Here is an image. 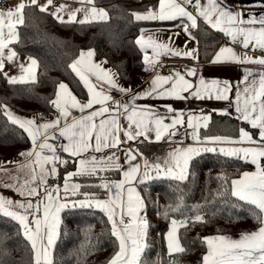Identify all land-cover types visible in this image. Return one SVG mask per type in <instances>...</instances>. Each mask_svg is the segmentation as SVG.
<instances>
[{
    "label": "snow or ice",
    "instance_id": "1",
    "mask_svg": "<svg viewBox=\"0 0 264 264\" xmlns=\"http://www.w3.org/2000/svg\"><path fill=\"white\" fill-rule=\"evenodd\" d=\"M92 4L93 0H87ZM52 4V0H47V4L40 5L38 0H20L12 9L0 10V72H3L4 61L12 62L17 53L8 46L17 38V25H23L25 22L24 10L26 7L35 6L41 12L47 11ZM186 5L192 6L196 15L187 11ZM65 5H60L56 12L51 13L61 23L78 22L88 23L92 19L105 20L107 13L103 9L92 7L84 9L85 16L77 21L76 13L81 11L77 9L69 13V20L64 21L59 15L65 9ZM90 13V15H89ZM137 20H177L183 18L189 23H183V31L189 32V28H197V21L202 18L205 23L213 29L230 37L233 43H238L244 49L261 50L264 52V14L256 16L254 14L245 16L243 10L234 11L225 4V0H159V11L149 10L147 14L134 13ZM258 25V27H257ZM6 30V31H5ZM191 39V34L189 33ZM144 54V63L151 70H155V64L158 62L155 57L165 54L172 56L190 57L196 59L195 50H176L168 43L159 42L151 35L145 37L143 30L141 36L136 40ZM8 48V54L5 55V49ZM148 49L152 50V57L148 55ZM94 51H81L80 57L71 65V70L76 74L83 86L87 89L88 99L81 102L70 91L65 83H58V91L55 99L50 103L59 113L55 120L47 121L43 124H37L36 120L24 119L14 115L6 107L4 114L14 125H19L31 138L33 150L21 153L26 157L35 156L34 164L39 166L41 176L37 180L33 177V183L37 187L30 188L27 192L29 197L40 196L39 188L46 184L45 175L56 177L58 175L57 164H67V160H62L58 154V149L67 153L70 157H76L79 165L75 172L67 173L64 182V198L68 195L69 181L73 176L96 177L101 180L98 187L105 189L109 194V199H90L94 194L85 193L86 200L81 201L80 206L95 207L101 209L107 215L111 223L112 235L119 241V251L110 261V264H139L140 254L147 246L145 238L147 235L148 221L139 213L144 207V202L134 187H125L131 185L135 177L139 174L140 165L133 164L139 153L138 149H125V158L128 163V170L123 171L124 179L121 181H108L105 177H100V172L122 171V165L119 163L118 153L109 154L105 149H118L122 143L137 140L143 136L145 140L151 141L149 133L155 134V140L160 141L167 136L169 141L177 137L179 127L186 125L191 129V138L198 144L218 143L228 145H241L240 147H221L220 153L226 156H235L242 158L245 162L255 165V171L243 172L239 179L231 181V195L237 197L258 210L257 220L260 224L257 230L242 233L238 239L226 235H216L205 238L207 244V254L203 257V264H264V70L254 72L251 69H245L241 83L235 86V100L231 101L229 94L233 92L234 86L228 81L217 79L207 80L199 75V69L191 68L185 73L176 71L168 76L157 74L151 81V86L143 93L132 96L127 102H118L111 95L112 89L121 93H128L131 90L120 86L115 74L110 69H104L101 63L93 61ZM235 62L238 64H254L262 66L264 69V55L259 57L249 56L247 54L239 56L229 47H222L215 55L212 63ZM37 61L31 59V65L22 69L21 76L6 77L8 83H28L35 82L34 70ZM146 70H149L146 68ZM186 77H195L196 80H189ZM104 85L108 87L105 88ZM168 87H165V86ZM187 94V95H185ZM155 96L157 98H170L176 100H186L189 97L203 100L216 99L229 101V106H235L237 119L246 122L252 129L258 130L253 134L241 127L238 137H205L201 139L199 131L201 128H207L211 120V115H195L175 110L171 105L166 106V112H156L148 106H140L135 103L136 100ZM112 101V107L107 106ZM95 105H100L94 109ZM72 109H77L82 115L74 117ZM86 109H94L85 114ZM107 114V115H106ZM171 114V115H169ZM221 115H229L227 111L221 112ZM127 123H122L121 121ZM170 121V123H166ZM58 132V135L56 133ZM121 134L124 139H121ZM258 135V139L254 138ZM63 138L67 144H53L50 141ZM142 142V141H141ZM182 142V141H181ZM248 145L244 147L243 145ZM215 148L184 147L176 148L169 153L174 161V168L164 170L166 174L173 178L183 180L187 171L189 161L202 151H215ZM95 153H103L101 156ZM51 164V168L45 165ZM157 175L161 172L160 164L151 166ZM35 171V169H34ZM149 164L144 161V172L140 183L149 179ZM81 185L74 183L72 185L75 195L79 192ZM114 190V191H113ZM60 188L44 187L43 199L33 203L28 200L27 203H20L6 199L0 196V213L17 220L24 228L25 236L30 241L33 252L35 253V264H51L49 249L53 245L57 236L59 226V213L67 207V204L61 203L59 196ZM125 192L127 195L125 196ZM23 195V193H21ZM75 203V202H74ZM43 205V214L41 213ZM23 210V213L11 210L13 208ZM29 215L32 216L29 221ZM196 221L203 222V217L197 216ZM178 226H185V222L172 220V229L168 233L169 252L184 251L176 239Z\"/></svg>",
    "mask_w": 264,
    "mask_h": 264
},
{
    "label": "trees",
    "instance_id": "2",
    "mask_svg": "<svg viewBox=\"0 0 264 264\" xmlns=\"http://www.w3.org/2000/svg\"><path fill=\"white\" fill-rule=\"evenodd\" d=\"M94 2L107 12L106 20L61 23L48 11L41 12L35 6L25 8V22L18 28L19 38L12 49L35 59L38 67L34 83L10 84L0 72V160L5 161L6 166H14L31 142L27 133L7 118L4 107L20 116L44 117L54 111L50 101L55 99L61 82L76 96H83L84 86L70 68L81 51H95L123 82L137 84L146 76L142 51L136 40L141 29L153 26L154 22L137 20L134 13L156 10L159 0ZM195 33H198L197 28ZM215 36H194L198 43V61H207L213 54L219 45ZM241 127L258 133L234 117L211 112V121L206 129L200 130V137L236 138ZM139 150L149 165L164 163L165 147L142 143ZM61 159L68 163L59 164V177L55 182H62L67 173L76 169L75 158L65 155ZM254 168L241 158L206 152L191 159L183 180L164 177L140 184L148 229L147 246L139 264H203L208 251L205 238L240 236L257 230L260 226L258 210L231 195V181ZM99 176L116 178L118 172H100ZM73 182L81 185L79 192L71 196L73 202L86 200L85 193L94 194L92 200L106 196V190L96 186L101 183L96 177L75 176ZM198 215L203 217V222L196 221ZM172 220L185 222L178 233L184 251L170 254L165 236ZM118 251L119 242L112 235L111 223L101 209L79 205L62 210L51 264H110ZM0 264H35L31 243L21 225L1 213Z\"/></svg>",
    "mask_w": 264,
    "mask_h": 264
},
{
    "label": "crops",
    "instance_id": "3",
    "mask_svg": "<svg viewBox=\"0 0 264 264\" xmlns=\"http://www.w3.org/2000/svg\"><path fill=\"white\" fill-rule=\"evenodd\" d=\"M5 1H7L9 3V7L7 9L14 8L15 5H17L20 2V0H5ZM25 2L27 3V0H25ZM202 3H206V0H202ZM38 4L45 5V4H47V0H38ZM225 4L229 7H231L234 11L243 10L245 12L246 17L248 15H252V14H254L256 16L264 14V0H225ZM60 5L66 6L65 9L59 13V15L63 17L64 21H68L69 20V13L72 11H75L77 9H81V11H78L76 13V20L77 21L84 18V16H85V12L83 11L84 9H91L92 7H95L97 9H103V8L97 7L95 5L94 0H93L92 4H88L87 0H52V4L48 7L47 11L50 13H54V12H56V9L60 7ZM185 7H186L187 11L191 12L193 15H196L191 10L192 6L186 5ZM7 9H3L0 7V10H7ZM148 11L149 10L140 11L137 14H147ZM152 11L158 12L159 11V5H158V8L156 10H152ZM89 15H90V13H89ZM107 18H108V14H107ZM91 21H102V20L92 19ZM142 21H151L154 23H153V26H151V27L142 28L141 31L139 32L138 36H137V39L141 36L142 30H143V35L145 37L151 35L154 39H156L159 42L168 43L169 46L173 49L181 50V51L194 49L195 50L194 54L197 57L196 59H193L194 63L192 65H190L189 67H187L186 69L178 70V71L183 74L188 69L197 68V69H199L198 74L202 75L207 80L217 79V80H220L222 82L228 81L230 84H232L234 86L233 92L229 94V98L231 101L235 100V95H234L235 86L239 85L241 88H243V84L241 83V81L243 79L245 69H251L254 72H259L261 70H264V69H262V66L254 65V64H238L235 62H223V63H218V64L212 63V60L215 58V55L221 49L219 36L220 37L221 36L226 37V36L223 33L213 29L210 25L205 23L202 18H199L197 21V25H198L197 26V30H198L197 34L195 33V29H192V28H189V32H187V33L183 31L182 24L183 23H189L186 20H184L183 18L177 19V20H165V21H160V20H142ZM19 26H21V25H17V28H16V31L18 34L16 40L8 46V48H10V49H12V45L18 41V38H19L18 28H19ZM257 27H258V25H257ZM189 33L191 34V37H192L191 39L189 38ZM211 34H213L214 36L216 35L215 37L218 38L219 45L217 46V48L214 50L213 54L210 56V58L207 61H198V43H197V40L194 36L198 35L201 37L209 38V37H211ZM226 38L228 39V41L230 43V45H228L227 47L232 48L236 52V54L239 56H243V55L247 54L249 56L259 57L261 55H264V52H261V50H259L258 48L253 51L252 45L249 46V49H244L238 43H233L231 41L230 37H226ZM8 48H6L4 50L5 55L8 54ZM139 48H140V46H139ZM87 51L88 50H85L84 52H87ZM144 54L145 53L142 51L143 61H144ZM148 55H149V57H152L153 54H152L151 49H148ZM168 55L170 57H173V58H187V57H180V56H172L171 54H168ZM160 57H161V55L158 57H155V59L157 61H159ZM31 59H33V58L28 57V56L19 55V54H17V56L14 58V60L12 62H9V61H7V59H5L3 73L7 74V77L21 76L23 73H22V69L20 66L23 64L25 67H29L31 65ZM93 61L96 63H101V66L104 69H110L111 72L113 74H115V79H116L117 83L120 86H122L123 88L131 90L130 92H128L126 94L121 93L120 91H118L116 89L111 90L110 95L116 101L121 102V103L131 100L132 96L135 94L143 93L145 90H148L151 86V81L155 78V77L147 76V74H146V76L144 77V79L140 83H137V84L126 83V82H123L120 80V78L118 77L116 72L113 71L109 67V65L106 63V61L104 59L99 58L96 55L95 51H94ZM145 66L147 67L148 65L145 64ZM37 67H38V63H37V66L34 70L35 76H36V72H37ZM186 78L189 80H193V81L196 80L195 77H186ZM82 85H83V83H82ZM104 87L107 88L108 86L104 85ZM165 87H168V86L166 85ZM69 89L73 93V91L71 90L70 87H69ZM84 89H85V93L83 96H78V95L76 96L73 93V95H75L77 97V99H79L81 102H86L88 99L87 89L85 87H84ZM185 95H187V94H185ZM135 103L137 105H140V106H148V107L152 108L154 111L161 112V113L166 112V106L167 105H171L175 110L185 113V119H187V113H193L195 115H201V114L211 115V112L220 114L221 112L227 111L230 113L229 116H231V117L236 118L238 115L235 112L234 104L230 107L229 101L216 100L214 98L213 99L205 98L203 100H200V99H195V98L189 97L186 100H176V99H170V98L161 99V98H157L155 96H151L148 98L138 99L135 101ZM107 106L112 107V101H109ZM100 107H101L100 105H95L94 109H98ZM94 109H86L85 114L93 111ZM71 111H72V115L74 117H79L82 115L77 109H72ZM14 115L19 116V117L24 118V119H33V118L20 116L17 114H14ZM58 115H59V113L54 108L53 113L47 114L46 116L41 117L39 119H37V118H34V119L36 120V123L39 125V124H43L47 121L55 120ZM169 115H171V114H169ZM239 121H241V120H239ZM121 122L127 123L126 121H123V120ZM166 123H170V121H166ZM244 123H246V122H244ZM191 131L192 130L187 129L186 125H185L184 127H179V134L177 137L172 138V142L169 141V138L167 136L163 137L160 141H156L155 140V134L149 133V136L151 137V141L145 140L144 137L141 136V137H138L137 140L128 141L127 143H122L121 145H119L118 149H105L104 151L108 152L109 154L118 153L119 163L122 165V171L113 170L115 172H118V177L111 178V179L106 178V179L108 181H121V180H123L124 179L123 171L128 170V163H127L126 158H125L124 150L125 149H138L139 150V145L142 143L147 144V145H153V146H163L166 148V151H162V153H165L164 154L165 159H164V163L160 164V166H161L160 174L157 175L156 172L154 170H152V167H151L152 165H149V176H150V178L145 180V182L152 180V179L172 177L171 175L166 174V172L164 170L175 167L174 161L172 160L169 153L178 147L184 148V147L191 146V147L215 148L216 149L215 151H202L198 154V155H200V154H203L206 152L222 154L219 151V149L221 147L227 148V147H240L241 146V145L218 144V143H211V142L205 143V144H198L197 142L192 140L191 135H190ZM27 135H28V133H27ZM56 135H58V132L56 133ZM199 135H200V131H199ZM220 137H223V136H220ZM254 138H256V137H254ZM29 139L31 142V146L29 147V149L26 152L33 150V144H32L31 138L29 137ZM121 139L122 140L124 139L122 134H121ZM201 139H204V138L201 137ZM256 139H258V137ZM50 142L53 144H67V141L64 140L62 137L59 138V140L50 141ZM243 146L247 147L248 145L245 144ZM26 152H24V153H26ZM58 154L60 155L61 158H63L65 155L69 156L67 153L60 151L59 149H58ZM95 155L101 156V155H103V153H95ZM198 155H196V156H198ZM196 156H194V157H196ZM72 158H75L76 161L78 160V158H76V157H72ZM242 160H244V159H242ZM34 161H35V156L26 157V156L21 155L20 158L17 160V162L14 164V166H6V162L3 160H0V170H21L23 168L25 175H24V177H22V179L23 178H30V183L23 184V186H22V189L24 188V197H29L27 195L28 190L30 188H34L35 185H37V184L32 182L34 175L36 176L37 180H39V178L41 176L39 166L35 165ZM144 161L145 160L143 159L141 152L139 150V153L136 156V160L132 161L133 164L138 163L140 165L139 174L135 177V179L133 180L131 185H125L126 188L129 186L134 187L136 192L142 198V200H143V197H142V193L140 191L139 186H140V184H142V183H140V180H141V178L143 176V172H144ZM190 161H189V163H190ZM189 163H188V165H189ZM58 165L59 164L56 165L57 169H59ZM45 167L51 168L52 165L47 164V165H45ZM78 167H79V165L76 162V169L72 172H75L78 169ZM34 169H35V171H34ZM246 171L247 172H253V171H255V168L249 169ZM187 172H188V167H187V171L185 174V178L187 176ZM242 174H241V176H242ZM65 177H66V175L64 176V180L62 182L65 181ZM74 177L75 176H73L72 179ZM12 178H14V177H12ZM57 178L58 177L52 178L49 180V182L52 180L55 181V180H57ZM239 178H237V179H239ZM46 186L47 185L45 184V186L43 185L39 188V191L40 190L42 191L40 194V197L41 196L43 197V188ZM126 195H127V193L125 192V196ZM34 197H37V196H34ZM107 199H109V194L106 191V196H105V198H103V200H107ZM41 211L43 214V206H41ZM42 214H41V216H42ZM139 215L146 218L145 206L143 207V209L141 210ZM180 227L181 226H178L177 231H176V239L178 242H179L178 233H179ZM171 229H172V224H171V226H170V228H169V230L165 236L166 249H167L168 253H170V254L178 252V251L169 252L168 233L171 231ZM210 237H212V236H210ZM230 237H232L234 239L239 238V236H230ZM145 243H146V238H145ZM179 245L181 247L180 242H179ZM34 255H35V253H34ZM140 256H141V254H140ZM139 259H140V257H139Z\"/></svg>",
    "mask_w": 264,
    "mask_h": 264
},
{
    "label": "rangeland",
    "instance_id": "4",
    "mask_svg": "<svg viewBox=\"0 0 264 264\" xmlns=\"http://www.w3.org/2000/svg\"><path fill=\"white\" fill-rule=\"evenodd\" d=\"M60 165H58V167ZM46 168H48V167H46ZM57 171H58V175L56 177H59V169H57ZM24 175H25V172H24V169L23 168L21 170H0V196H3L6 199H11L12 201H16V202H20V203H25V204L27 203L28 200H31L33 203H36V201H38V200H42L43 199L42 196L41 197L40 196H37V197H24V188L22 189V186H23V184L30 183V178H23L22 179V177H24ZM12 177H14V178H12ZM56 177H52L50 175H45L43 178H45L46 185H47L46 187H49L51 189V188H55L56 186H59V188H60L59 196L61 197L60 202L67 204V207L63 208L62 210L66 209V208H70V207L79 206L80 203L79 202H75L74 203L73 200H72V198H71V196L73 195L72 194V192H73L72 185L75 183V182H73V179L71 181H69L68 195H67L66 198H64L65 194H64V188H63V186H64V182L65 181L64 182H55L54 181V183H52V181L49 182L50 179L56 178ZM35 187H37V185H35ZM41 192L42 191L40 190V194H41ZM21 193H23V195ZM83 201H85V199H83ZM41 206H43V205H41ZM85 206H87V203L85 204ZM11 210H14V211H18V212L23 213V210L22 209H19L18 207L17 208H13ZM62 210L59 213V226H58V229H57V236L55 238V241H54L53 245L49 249L50 259L51 260H52L53 248H54V245H55V242L57 240L58 233H59V227H60V222H61V212H62ZM41 214H42V211H41L40 215ZM31 219H32V216L29 215V221H31ZM15 221H17V220H15ZM21 228H22V231H23V233L25 235L24 228L22 226H21Z\"/></svg>",
    "mask_w": 264,
    "mask_h": 264
},
{
    "label": "built area",
    "instance_id": "5",
    "mask_svg": "<svg viewBox=\"0 0 264 264\" xmlns=\"http://www.w3.org/2000/svg\"><path fill=\"white\" fill-rule=\"evenodd\" d=\"M0 7L3 9H7L9 7V3L5 0H0ZM192 12L196 14L195 9L191 8ZM230 45L228 39L224 36L220 37V48L227 47ZM194 63V60L190 57L187 58H173L170 57L168 54L161 55L158 63L155 64V70H151L149 66L146 68L147 76L155 77L157 74L162 76H168L171 73H174L178 70H183L189 67ZM53 106V105H52ZM54 107V106H53Z\"/></svg>",
    "mask_w": 264,
    "mask_h": 264
},
{
    "label": "bare ground",
    "instance_id": "6",
    "mask_svg": "<svg viewBox=\"0 0 264 264\" xmlns=\"http://www.w3.org/2000/svg\"><path fill=\"white\" fill-rule=\"evenodd\" d=\"M176 72V71H175Z\"/></svg>",
    "mask_w": 264,
    "mask_h": 264
}]
</instances>
